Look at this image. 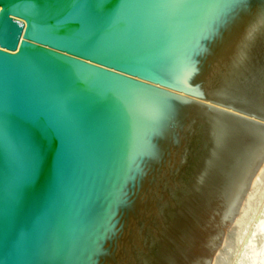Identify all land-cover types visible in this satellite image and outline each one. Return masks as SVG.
I'll use <instances>...</instances> for the list:
<instances>
[{
	"label": "water",
	"instance_id": "water-1",
	"mask_svg": "<svg viewBox=\"0 0 264 264\" xmlns=\"http://www.w3.org/2000/svg\"><path fill=\"white\" fill-rule=\"evenodd\" d=\"M264 162V0H0V264H212Z\"/></svg>",
	"mask_w": 264,
	"mask_h": 264
},
{
	"label": "rangeland",
	"instance_id": "rangeland-1",
	"mask_svg": "<svg viewBox=\"0 0 264 264\" xmlns=\"http://www.w3.org/2000/svg\"><path fill=\"white\" fill-rule=\"evenodd\" d=\"M247 198L213 264H264V165Z\"/></svg>",
	"mask_w": 264,
	"mask_h": 264
},
{
	"label": "bare ground",
	"instance_id": "bare-ground-1",
	"mask_svg": "<svg viewBox=\"0 0 264 264\" xmlns=\"http://www.w3.org/2000/svg\"><path fill=\"white\" fill-rule=\"evenodd\" d=\"M263 165H264V162L261 164L260 168H259L258 171L256 172V174H255V176H254V178H253V181H254L256 175L259 173V171H260L261 168L263 167ZM253 181H252V183H253ZM252 183H251V186H252ZM251 186H250V188H249V190H248V192H247V194H246V196H245V199H244L243 202L241 203L240 210H241V208H242V206H243V204H244V201L246 200V198H247V196H248V193H249V191H250V189H251ZM247 199H248V198H247ZM239 213H240V211H239ZM238 216H239V214L237 215V217H238ZM237 217H236V218H237ZM236 218H235V220H236ZM235 220H234V221H235ZM234 221H233V223H234ZM231 226H232V224L229 226V229L231 228ZM229 229L227 230V233L225 234V236H224V238H223V241H224L225 237L227 236ZM222 244H223V242H222ZM222 244H221V247H222ZM221 247H220V248H221ZM220 248H219V249L217 250V252L215 253V256H216V254L218 253V251L220 250ZM215 256H214V259H215ZM214 259H213V261H212V264L214 263Z\"/></svg>",
	"mask_w": 264,
	"mask_h": 264
}]
</instances>
